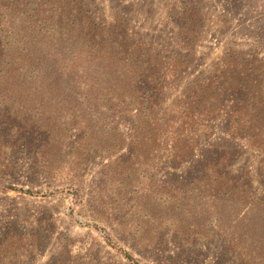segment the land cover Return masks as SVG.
Instances as JSON below:
<instances>
[{
  "label": "rangeland",
  "instance_id": "obj_1",
  "mask_svg": "<svg viewBox=\"0 0 264 264\" xmlns=\"http://www.w3.org/2000/svg\"><path fill=\"white\" fill-rule=\"evenodd\" d=\"M79 2L158 80L0 85V264H264V144L231 98L192 105L228 57L264 61V0Z\"/></svg>",
  "mask_w": 264,
  "mask_h": 264
},
{
  "label": "trees",
  "instance_id": "obj_2",
  "mask_svg": "<svg viewBox=\"0 0 264 264\" xmlns=\"http://www.w3.org/2000/svg\"><path fill=\"white\" fill-rule=\"evenodd\" d=\"M37 1L31 7L24 0L13 3L0 0V85L24 83L47 90L60 88L63 79L65 83L72 80L75 85L89 88L99 81L103 84L99 90L110 92L121 90L116 86L120 82L128 85L129 75L142 83L149 77L157 82V74H151L155 67L149 64V56L140 54V48L126 32L120 41H111L112 35L92 23L79 0ZM110 28L119 29L113 25ZM78 40L81 44L74 49ZM233 59L228 57L222 62L216 78L207 77L205 85L200 87L203 92L192 100L193 108L207 98L216 104L231 98L225 114L235 118L231 121L232 128L236 124L238 130L235 134L255 137L264 144V61L253 58L239 64ZM92 62H96L95 67ZM96 68L107 71L97 73ZM89 76L94 80L91 86ZM110 85L115 87L108 89ZM191 109L189 105L186 114ZM155 115L157 111L149 108L146 116ZM150 125L153 127L154 122H149ZM122 254L131 264H138L129 253Z\"/></svg>",
  "mask_w": 264,
  "mask_h": 264
}]
</instances>
